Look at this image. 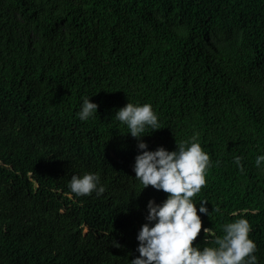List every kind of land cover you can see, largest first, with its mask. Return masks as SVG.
I'll list each match as a JSON object with an SVG mask.
<instances>
[{
    "label": "trees",
    "instance_id": "trees-1",
    "mask_svg": "<svg viewBox=\"0 0 264 264\" xmlns=\"http://www.w3.org/2000/svg\"><path fill=\"white\" fill-rule=\"evenodd\" d=\"M85 95L99 105L87 121ZM128 100L159 114L152 150L199 134L220 162L195 197L203 225L245 216L264 264V0H0V264L139 254L147 201L167 194L135 178L137 139L115 119ZM86 171L103 194L71 192Z\"/></svg>",
    "mask_w": 264,
    "mask_h": 264
},
{
    "label": "clouds",
    "instance_id": "clouds-1",
    "mask_svg": "<svg viewBox=\"0 0 264 264\" xmlns=\"http://www.w3.org/2000/svg\"><path fill=\"white\" fill-rule=\"evenodd\" d=\"M98 107L85 95L76 115L87 121L95 117ZM115 119L137 139L133 164L136 180L143 190L152 186L167 194L159 202L155 197L147 201L145 222L136 235L135 251L139 254L129 260L130 264H259L258 245L250 235L252 225L245 216L222 223L219 234L203 225L201 214L209 216L212 211L207 207V199L197 203L195 197L207 185V173L213 163L220 162H213L198 139L199 134L176 142L174 150L163 145L152 150L143 137L161 129V121L151 103L128 100L115 111ZM242 159L239 155L234 157L241 172ZM255 163L264 168V153L256 156ZM69 186L77 196L93 192L101 195L106 191L100 174L91 171L73 175ZM215 211H220L218 206ZM202 229L203 241H211L203 246L196 242Z\"/></svg>",
    "mask_w": 264,
    "mask_h": 264
}]
</instances>
